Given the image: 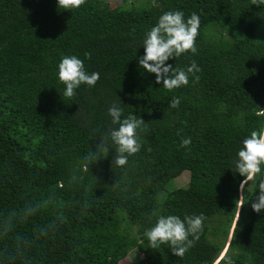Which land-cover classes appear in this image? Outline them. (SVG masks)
<instances>
[{
  "label": "trees",
  "instance_id": "1",
  "mask_svg": "<svg viewBox=\"0 0 264 264\" xmlns=\"http://www.w3.org/2000/svg\"><path fill=\"white\" fill-rule=\"evenodd\" d=\"M104 7L103 0L71 10L60 9L58 0H0V212L55 195L0 249L17 233L34 239L60 216L59 229L15 264H121L132 250L141 254L133 264H214L221 253L234 264H264V210L251 207L261 177L241 196L244 177L235 172L243 140L264 128V115H257L264 112V5L154 0ZM175 10L185 19L200 16L197 52L166 63L186 70L195 61L202 71L198 83L190 74L188 85L169 91L139 58L146 32ZM71 55L100 78L68 98L58 65ZM113 104L123 109L122 119H144L140 151L121 168L112 164L109 146L106 158L90 160L83 179L69 183L102 134L117 127L108 114ZM174 169L189 171L178 190H172ZM200 214L204 230L183 257L169 245L149 247L144 233L159 216Z\"/></svg>",
  "mask_w": 264,
  "mask_h": 264
},
{
  "label": "clouds",
  "instance_id": "2",
  "mask_svg": "<svg viewBox=\"0 0 264 264\" xmlns=\"http://www.w3.org/2000/svg\"><path fill=\"white\" fill-rule=\"evenodd\" d=\"M86 0H58V7L64 10L79 8L85 4ZM253 5H264V0H251ZM200 16L193 12L187 19L181 10L164 12L158 22L145 34L143 47L145 54L139 58V64L148 72L156 74V83L171 91L181 86L189 84V75L194 77V83H198L200 77L196 75L202 71L195 61L187 69L175 68L172 64L166 63L170 59H177L182 54L191 51L197 52L196 37L199 35ZM91 58V53H85ZM59 81L66 85L63 95L71 98L76 95L75 90L82 84L94 87L100 78L98 72L89 74L85 70L84 61L75 55L64 56L58 65ZM180 99L172 98L169 103L170 108H178ZM111 123L117 127L111 128L102 134L100 143L96 145L95 151L84 157V163L74 168L69 183L82 180L79 175L81 171H87V163L96 159L106 158L109 153V146L115 150V157L112 164L117 167H124L128 163V158L137 154L142 145L139 142L138 130H143L144 119H138L136 115L129 114L122 119L123 109L113 104L108 109ZM257 115H264V112H257ZM179 134V133H178ZM109 140L111 144L109 145ZM191 144V138L181 141L182 147ZM238 158L235 161V172L244 177L240 183V194L243 195L249 182L258 181V194L255 193V200L252 202V209L259 213L264 210V128L254 130L247 136L239 149ZM55 198L50 194L47 199H37L26 201L20 209H12L7 213L0 212V241H6L10 234L14 233L17 225L26 222L36 215L47 204ZM84 208L89 207L85 202ZM203 214L185 215L183 219L177 215L159 216L155 225L145 231L144 235L149 241V247L159 249L161 245H169L171 252L176 256L183 257L189 248L193 247L199 240L204 230ZM62 217H55L50 223L40 227L35 233L34 239L26 238L20 234L11 237L12 243H5L0 249V264H15L17 260L26 261L27 251L41 237H48L50 233L59 229ZM191 237V239L189 238ZM227 250H225L226 252ZM224 260L225 264H234L231 257H226L221 253L219 259L214 264H220Z\"/></svg>",
  "mask_w": 264,
  "mask_h": 264
},
{
  "label": "rangeland",
  "instance_id": "3",
  "mask_svg": "<svg viewBox=\"0 0 264 264\" xmlns=\"http://www.w3.org/2000/svg\"><path fill=\"white\" fill-rule=\"evenodd\" d=\"M105 3V10L114 8L116 6H130V5H138V6H147L154 2V0H103ZM189 180V171L174 169L172 173V190H178L187 185ZM141 254L136 250H132L128 253L127 256L121 259V264H133Z\"/></svg>",
  "mask_w": 264,
  "mask_h": 264
}]
</instances>
